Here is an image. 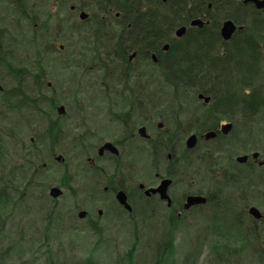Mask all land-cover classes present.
<instances>
[{"label":"rangeland","instance_id":"rangeland-1","mask_svg":"<svg viewBox=\"0 0 264 264\" xmlns=\"http://www.w3.org/2000/svg\"><path fill=\"white\" fill-rule=\"evenodd\" d=\"M57 1L44 0L42 38L28 30H11L10 39L0 32L2 263L124 264V255L133 251V264H153L159 257L161 264H264V228L250 221L238 199L224 197L218 205L191 209L178 218L163 203L145 199L137 187L139 182L154 184V166L167 170L166 152L175 158L169 166L174 194L187 186L181 182L187 171L193 190L213 186L202 177L199 163L187 170L181 155L186 136L214 118V102L203 104L192 87L170 84L158 65L142 55L124 64L116 48L121 31L113 26L119 20L94 0ZM70 4L82 5L89 18L80 21ZM261 77L258 85L264 83V71ZM139 89L153 91L154 107L129 111ZM60 105L63 114L57 113ZM141 124L157 136L155 145L153 137L150 144L137 136ZM127 130L135 137L121 144L117 159L97 158L102 142L122 139ZM17 140L28 148L22 170L11 156ZM109 183L125 190L129 210L110 186L103 190ZM262 186H253L249 200L264 214ZM50 187L60 188L61 194L51 197ZM80 210L87 214L79 217Z\"/></svg>","mask_w":264,"mask_h":264},{"label":"flooded vegetation","instance_id":"flooded-vegetation-1","mask_svg":"<svg viewBox=\"0 0 264 264\" xmlns=\"http://www.w3.org/2000/svg\"><path fill=\"white\" fill-rule=\"evenodd\" d=\"M54 1V4L58 3L57 0ZM44 4V0H0V32L4 33V37L7 36L10 39L11 36L8 33L11 30L19 34L21 31L28 30L34 32L37 38H42L45 28ZM132 4L135 7H130L133 9H130V12L135 11L144 15L155 16L165 10L171 18L172 24L170 35H168L169 41L160 44L156 52L151 51L149 48L151 42H145L143 47L135 49L129 46L123 54V57L126 55L125 61L122 60L124 64L132 61L137 55H142L143 60L151 59L154 65L158 64L164 58L162 54H167L172 44L174 45L178 39L183 38L181 44H176L180 47L182 46L181 48L186 51L184 57L186 73L194 74L196 78L206 80L204 85L208 86L207 92L200 91L197 88L192 89L196 90L197 98L203 104L208 105L214 102V106L210 110L211 113L213 112L214 118L209 119V121L206 119L209 124L202 122L199 129L196 128L195 131L190 132L186 136L181 155L182 162L186 165L187 170V166L193 168L196 163H199L202 166V171H200L202 177L207 180L211 179L213 186L203 185V187H199V184H197V189L193 190V184H191L193 180L187 171L185 175L182 173L181 179V182L184 181L187 186L180 192V195L174 194L171 188L175 184V179L169 170V166H171L170 163H173L175 158H172L171 153L166 152L169 165L167 170L164 172L162 170L161 172L154 166V184L145 185L139 182L137 184L139 191L145 199L154 198L159 203H163L169 209L170 215L175 213L178 218L191 209L204 208L208 204L215 205L224 197H233L243 203L241 205L250 217V221L253 224L260 221L264 228V214L258 206L249 200L252 199L253 186L264 185V114L261 119L256 118L259 112L260 114L264 113V103L252 105L248 101L242 103L239 100L238 103L236 102L237 99H235L238 92L240 94L244 92L243 95L249 96L252 93H264V83L263 85H258L262 80V77L258 78L259 71H264V56L258 58L257 65L254 67L257 76H251L247 72V70L252 72V67L247 65L244 70L245 76L243 75L238 81L236 64L240 59L235 55L236 36L244 27L229 18L249 10L264 14V9H258L253 2L246 0H133ZM69 9L77 14L80 21H86L89 18V13L82 5L70 4ZM81 12L87 13L85 19H80L79 14ZM106 12L113 15L114 19L119 20L118 24L113 25L119 31L122 32L124 29L132 27L129 23H123L122 9L112 10L109 8ZM194 20H200L201 23L192 24ZM226 20H232L237 26H242V28H237L228 39H224L221 35V27ZM106 26L109 29L114 28L111 27L112 24H106ZM180 28L183 29V32L178 36L176 35V30ZM18 33L17 35L19 36ZM172 38H174L173 41H171ZM249 64L250 66L252 65L251 61ZM2 91L3 88L0 85V92ZM200 94L202 97H199ZM134 95V103L127 105L129 111L150 110L151 107H154V104L151 103L153 91L139 89ZM206 97L208 98L207 100L205 99ZM58 107L57 113L63 114L64 112H59ZM236 112H242L243 115H238ZM237 116H239L238 119ZM157 126L161 127L162 124L159 122ZM142 127H144V130L141 132L140 129ZM12 128L13 126L9 127L11 133L14 132ZM209 132L212 135L206 136ZM128 134L129 131L127 130L122 139L102 142L96 148L97 158L100 159L106 156L117 159L120 156L121 144L135 137L134 132ZM136 134L140 139L150 144L153 137L154 143L152 144L155 145L157 136H151L145 124L137 127ZM191 135H195V141L191 147H188L186 140ZM30 140L32 141V138ZM105 142H110L118 150V153L116 154L109 149L101 150V146ZM12 148L14 149L11 155L14 160V166L21 170L24 169V166L27 168L28 148L26 143L23 141L18 142L17 140L13 142ZM55 159L59 161L60 156H55ZM89 159L91 164H94V160L90 157ZM163 179L171 180L166 190L168 198H161L158 192L145 193L147 189L156 188ZM207 180L202 179L200 182L204 184L207 183ZM141 184L143 185L142 188L140 187ZM109 186L114 192L115 198L117 192L123 190L126 195V201L129 204L128 196L124 189L121 187L116 188L113 183H109V185H104L103 190L107 191ZM241 192L244 193L243 196H241ZM232 193L236 194V197ZM189 196H202L205 201L186 206ZM251 207L257 208L261 216L258 218L253 216L249 212ZM80 211H84V216L87 214L86 210ZM97 213H102V210L98 208Z\"/></svg>","mask_w":264,"mask_h":264},{"label":"trees","instance_id":"trees-1","mask_svg":"<svg viewBox=\"0 0 264 264\" xmlns=\"http://www.w3.org/2000/svg\"><path fill=\"white\" fill-rule=\"evenodd\" d=\"M97 5L103 6L104 10L111 8L112 10H123V23H129L131 28L124 29L121 35L116 38V48L118 47L120 56L123 57L124 51L127 50L126 43L132 46V49L143 47L145 42H151V51L156 52L160 44L169 41L168 33L171 27V18L167 15L166 11L158 13V15H144L135 11L130 12L135 7L133 0H94ZM132 7V8H130ZM241 15V14H240ZM239 14L233 19L236 24L243 25V29L239 31V36L236 39V53L235 55L240 59L237 61L238 81L244 75L247 65L252 67V72L247 70L251 76H257L255 66L257 65L258 58L264 56V14L258 11H245L242 17ZM173 22V21H172ZM261 46V47H260ZM148 47V46H147ZM182 47V46H181ZM178 44H172L164 58L158 62V69L162 76L172 85L179 86V88L192 87L200 91L207 92L208 86H205L204 79L196 78L194 74H187L185 69L184 57L186 51ZM262 50V52H261ZM246 59V60H245ZM252 65L250 66L249 62ZM243 86V83H242ZM237 101L242 103L248 101L252 105L264 103L262 94L252 93L250 96L236 94ZM166 248H169L167 245ZM165 248V249H166ZM160 254V251H156ZM170 251H164V253ZM124 264H133V251L126 253ZM160 256V255H159ZM160 260V257L158 258ZM154 261L153 264H161V261ZM4 263V262H3ZM0 259V264H3ZM85 264H92L87 261Z\"/></svg>","mask_w":264,"mask_h":264},{"label":"water","instance_id":"water-1","mask_svg":"<svg viewBox=\"0 0 264 264\" xmlns=\"http://www.w3.org/2000/svg\"><path fill=\"white\" fill-rule=\"evenodd\" d=\"M246 1H251L254 3L255 7L258 8V9H264V0H246ZM79 17L80 19H85L87 17V13L86 12H81L79 14ZM201 21L200 20H194L192 22V24H200ZM237 26L234 24V22L232 20H226L223 24H222V27H221V35L224 39H228L231 34L236 30ZM183 32V29L180 28L178 30H176V35H181ZM199 97H202V95L200 94ZM206 100L208 99L207 97L205 98ZM58 110L60 113H63L64 112V107L62 105H60L58 107ZM144 130V127H142L140 129V131L142 132ZM212 133L209 132L206 134V136H211ZM194 141H195V135H191L187 138L186 140V144L188 147H191L193 144H194ZM104 149H109L111 151H113L114 153H118V150L110 143V142H105L102 146H101V150H104ZM171 180L170 179H163L160 184L156 187V188H150V189H147L145 191L146 194H149V193H155V192H158L160 193V196L161 198H168L167 197V194H166V190H167V187L168 185L170 184ZM140 187L142 188L143 185L141 184ZM49 194L51 197L55 198V197H58L60 194H61V189L58 188V187H52L49 191ZM116 199L117 201L119 202V204L123 205L127 210H129L131 207L130 205L127 203L126 201V195L124 193L123 190H119L116 194ZM205 199L202 197V196H189L187 198V204L186 206H190L192 204H198V203H202L204 202ZM169 203V202H168ZM249 212L255 216V217H260L261 216V213L259 212V210L255 207H251L249 209ZM84 211H80L78 213V216L79 217H84Z\"/></svg>","mask_w":264,"mask_h":264}]
</instances>
